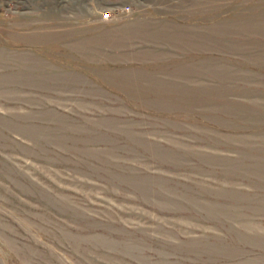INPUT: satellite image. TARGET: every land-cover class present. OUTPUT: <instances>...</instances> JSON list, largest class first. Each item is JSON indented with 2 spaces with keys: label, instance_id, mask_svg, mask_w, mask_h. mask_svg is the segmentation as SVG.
<instances>
[{
  "label": "rangeland",
  "instance_id": "obj_1",
  "mask_svg": "<svg viewBox=\"0 0 264 264\" xmlns=\"http://www.w3.org/2000/svg\"><path fill=\"white\" fill-rule=\"evenodd\" d=\"M0 264H264V0H0Z\"/></svg>",
  "mask_w": 264,
  "mask_h": 264
},
{
  "label": "built area",
  "instance_id": "obj_2",
  "mask_svg": "<svg viewBox=\"0 0 264 264\" xmlns=\"http://www.w3.org/2000/svg\"><path fill=\"white\" fill-rule=\"evenodd\" d=\"M102 15H103L104 18H107L109 16L107 12H104Z\"/></svg>",
  "mask_w": 264,
  "mask_h": 264
}]
</instances>
